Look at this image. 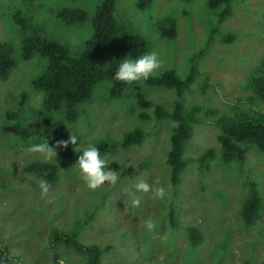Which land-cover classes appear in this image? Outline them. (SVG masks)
<instances>
[{"label": "rangeland", "instance_id": "374dc122", "mask_svg": "<svg viewBox=\"0 0 264 264\" xmlns=\"http://www.w3.org/2000/svg\"><path fill=\"white\" fill-rule=\"evenodd\" d=\"M101 2L0 0V41L13 46L18 61L9 78L0 79V264H86V257L62 244L56 246L60 258L54 262L50 238L54 226H79L82 242L111 246L101 264H264V151L253 147L243 163H224L218 129L212 120H202L186 144L188 164L180 183L173 186L167 164L172 122L141 118L134 88L139 86L148 99L165 107H171L176 98L172 89L134 81L122 97L111 98L108 84L101 82L93 99L78 106V118L71 124L78 139L72 158L57 153L56 158L46 159L28 151L33 144L30 136L37 129L34 112L42 108L44 95L32 86V80L45 71L47 59L35 52L23 60V41L39 35L62 41L77 53L92 34V18ZM138 2L116 0L115 15L149 40V51L158 52L163 67L156 75L175 69L183 77L193 63L199 66L200 74L184 96L186 106L215 107L223 113L231 112L236 103L250 108L249 77L264 58V0H233V13L221 24L208 0H152L144 10ZM66 7L83 8L89 17L79 25H66L58 16ZM17 9L26 21L33 20L31 27L23 29L14 21ZM168 17L177 25L172 39L161 36L158 28ZM227 33L235 39L223 41ZM23 92L28 96L25 102ZM252 107L264 111V100H255ZM145 111L152 114L150 107ZM135 127L146 132L142 144L122 148L124 133ZM102 140L115 146L102 154L110 162L115 159L108 167L118 172L119 181L87 190L74 165L88 142L98 145ZM209 148L215 150V157L206 169L199 159ZM35 161L59 165L57 180L47 181V195L39 188L44 179L24 169ZM136 178L165 185L169 189L166 202L154 199L150 192L139 193L140 205L131 206L125 189ZM250 180L257 183L262 204L256 222L246 226L241 209ZM171 209L175 226L170 224ZM149 218L157 221L152 233L143 227ZM189 226L203 234L197 245L189 241Z\"/></svg>", "mask_w": 264, "mask_h": 264}, {"label": "trees", "instance_id": "16d2710c", "mask_svg": "<svg viewBox=\"0 0 264 264\" xmlns=\"http://www.w3.org/2000/svg\"><path fill=\"white\" fill-rule=\"evenodd\" d=\"M152 0H139L138 7L142 10L150 6ZM233 0H208L209 7L217 13L218 24L224 22L233 13ZM116 0H102L92 18V34L85 41L83 48L73 53L71 47L59 40L41 38L31 35L23 41L21 57L30 59L35 52L47 59V66L43 73L32 80V86L43 92L42 108L34 112L37 129L30 136L33 143L48 140L50 146L55 147L56 141H68L69 136L75 135L71 124L79 115L78 106L93 99L95 89L101 82H106L111 98H120L125 90L133 86L132 82L115 80L114 73L120 61L127 57L135 58L148 52L149 40L134 30L128 23L118 20L115 15ZM59 18L66 25H79L89 17L83 8H63L59 11ZM14 21L21 27L28 28L33 20L26 21L22 17L21 9L13 14ZM161 36L172 39L176 36L177 25L173 18H166L158 25ZM218 31V25L212 29V35ZM211 35V38H212ZM235 39L234 34L227 33L223 41ZM18 66L13 46L0 41V79L7 80L12 71ZM200 74L198 64L193 63L189 72L181 76L175 69H167L161 74L149 77L145 83L149 86L172 89L176 93L171 107H165L148 99L139 86H135L138 105L142 108L140 117L172 122L170 135V149L167 164L170 167V182L173 186L180 183L188 160L184 157L185 147L191 139L194 127L202 120H212L218 129L217 140L221 145V159L224 163L238 160L245 161L250 148L264 151V111L252 107L255 100H264V58L254 73L249 77L252 95L247 97L249 109H244L239 103L232 106L231 112H221L218 108H204L199 104L186 106L184 96L190 91L192 84ZM208 79L201 87L205 91ZM22 101H27L25 92L21 94ZM24 104V103H23ZM152 108V114L145 111ZM146 132L141 127H135L124 133L120 146L127 149L134 145H141ZM68 143L66 147H55L63 158H72L76 153V145ZM101 153L111 151L115 146L108 141L98 143ZM215 157V150L209 148L200 157L201 166L210 169V160ZM26 172L33 173L48 182H55L58 178L59 165L53 162L35 161L24 167ZM249 195L243 203L241 215L246 226H252L259 215L261 195L255 181H247ZM79 223V222H78ZM170 224L175 226L174 210L170 211ZM79 226L74 229L51 228V248L55 251L58 244L71 248L80 256L86 257V264H101L102 256L111 246L102 247L95 242L85 243L79 239ZM189 241L197 245L203 240L202 232L195 226L187 229ZM60 256L54 254V262Z\"/></svg>", "mask_w": 264, "mask_h": 264}, {"label": "clouds", "instance_id": "9594fccd", "mask_svg": "<svg viewBox=\"0 0 264 264\" xmlns=\"http://www.w3.org/2000/svg\"><path fill=\"white\" fill-rule=\"evenodd\" d=\"M163 67L162 61L156 50H150L135 58L127 57L120 61L114 73V79L123 82H134L147 80L149 77L155 76ZM77 136H69L68 141H56L55 147L64 148L68 143L75 144ZM55 147L50 146L48 140H42L39 143H33L29 146L28 151L33 153H41L46 159H54L57 156ZM78 156L75 167L78 169L79 177L87 190H97L104 186L116 185L119 181L117 171L111 170L108 166L115 161L106 154H102L94 141L87 143ZM116 162V161H115ZM39 188L42 195H47L49 185L47 181L41 180ZM130 204L133 207L140 205L139 193H151L152 197L158 201L166 202L169 195V189L160 183L154 181L149 184L143 178H136L135 182L125 189ZM143 227L148 233H152L157 227V221L149 218L143 222Z\"/></svg>", "mask_w": 264, "mask_h": 264}]
</instances>
